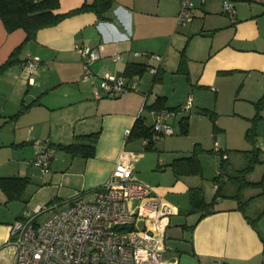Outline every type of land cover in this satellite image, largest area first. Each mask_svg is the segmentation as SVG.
<instances>
[{
  "label": "crops",
  "instance_id": "0c3cea01",
  "mask_svg": "<svg viewBox=\"0 0 264 264\" xmlns=\"http://www.w3.org/2000/svg\"><path fill=\"white\" fill-rule=\"evenodd\" d=\"M84 1L92 0H59V11ZM223 1L197 0L192 20L178 25L180 0H113L103 18L86 10L39 29L18 60L0 72V176L30 178L26 201L8 200L0 188V264H13L10 225L30 212L34 187L36 192L53 189L47 202L62 206L76 192L89 194L99 187L122 151L138 179L177 206L165 233L174 223L181 242L170 244L165 236L161 264H264V236L235 208L234 198L218 197L215 211L198 221L199 212H191L190 187H201L206 201L211 200L203 185L205 151L198 154L201 173L176 176L170 164L190 155L195 144L208 150L219 141L223 148L240 149L247 147V132L264 134V111L255 115V103L264 97V0H229L234 18L224 11ZM24 36L22 29L7 31L0 19V64ZM80 46L101 54L91 63L90 74L83 67ZM142 52L158 53L162 59ZM28 53L41 59L31 74L23 67ZM116 53L118 60L113 59ZM132 61L156 65L157 75L145 70L134 76L137 89L96 96L95 89L102 93L104 77L121 75ZM158 96L165 97L166 107L183 105L191 96V111L166 116L174 133L154 135L153 147H147L144 138L127 139L126 131L138 116L147 126L153 124L157 110L151 105ZM183 116H188L186 134L180 133ZM96 130L100 133L92 157L72 156L55 147ZM46 139L53 147L43 169L34 165L33 157ZM214 169L211 180L218 159ZM211 187L212 198L213 181ZM226 199V204H216ZM187 213H196L193 224L197 222L185 236L187 217L180 214Z\"/></svg>",
  "mask_w": 264,
  "mask_h": 264
},
{
  "label": "built area",
  "instance_id": "2783aa9c",
  "mask_svg": "<svg viewBox=\"0 0 264 264\" xmlns=\"http://www.w3.org/2000/svg\"><path fill=\"white\" fill-rule=\"evenodd\" d=\"M195 0H180L177 24L184 25L193 18ZM224 10L233 14V5L223 1ZM86 73L100 58L97 48L79 47ZM135 54L141 52L136 51ZM148 58L161 61L158 53L142 52ZM120 54L113 57L118 60ZM40 57L28 53L23 67L33 73ZM147 71L157 72L156 65ZM138 88V80L120 75H108L102 81V93L119 95ZM95 89L96 96L102 95ZM191 96L181 105L189 110ZM172 109L155 112L152 128L157 133L173 134L172 125L165 117L175 114ZM129 131H126L128 135ZM220 144L216 142V147ZM51 151L47 139L41 141L33 163L43 169L49 165ZM51 210L43 220L38 215ZM177 206L165 199L154 187L133 172L125 151L118 156L107 178L93 192H76L64 205L38 203L32 213L15 219L9 229V242L14 247L13 264H161L167 248L165 228ZM224 264V263H216Z\"/></svg>",
  "mask_w": 264,
  "mask_h": 264
},
{
  "label": "trees",
  "instance_id": "16d2710c",
  "mask_svg": "<svg viewBox=\"0 0 264 264\" xmlns=\"http://www.w3.org/2000/svg\"><path fill=\"white\" fill-rule=\"evenodd\" d=\"M112 1L113 0H92L91 2L84 1L78 7L65 12H61L59 11V0H0V19L5 29L7 31L22 29L25 32V36L22 42L18 44L11 51L8 58L0 64V72L18 60V54L21 49L24 47L26 42L35 38L36 32L39 29L46 26L55 25L67 16L86 10L94 11L99 17L103 18L104 12L110 7ZM195 5L196 2H194L193 9L195 8ZM230 15L232 18H234V9L233 14ZM183 51L184 50H181L180 63H182L184 58ZM147 65V61L128 62L120 76L130 79L135 75H142L145 72ZM101 96H108V94L102 93ZM164 101L165 97L158 96L151 107L157 111L160 109H172L175 110L176 113L180 111L181 105L175 107H166ZM262 101H264V97H262L258 102ZM186 111H191V109ZM187 131L188 116H183L180 119V133L186 134ZM99 133L100 131L96 130L91 133L77 135L75 140L71 143H56L55 147L71 154L72 156L80 155L83 157H92L95 154V143L98 139ZM154 135L163 134L154 131L152 125L147 126L144 123V119L141 116H138L129 129L127 139L144 138L148 140L147 147H153ZM250 135L251 132H247V138H249ZM47 145L51 151L53 145L51 144L49 139H47ZM260 149V147H257L255 150H250L252 151L251 154L244 153L247 158L239 167H229L227 163L228 149L222 148L221 144H219L217 147L214 146L213 148L208 150L202 149L199 144H195L190 155L173 159L170 164L175 175L179 176L181 174L201 173L200 160L198 158L199 152L205 151L215 155H219L217 174L212 178L213 183L216 184V188L213 192L211 200L206 201L201 187L189 188L191 212H199L197 221L206 214L215 211L213 205L218 197L228 196L236 200L238 205L235 208L241 210L245 218H247V220L251 224H253V226H255L254 220L247 215L245 209L248 205H250L252 201H254V199L258 195H261L262 192L250 196H245L244 191L248 188H252L264 183V178L258 181H252L247 178V175L254 167L255 162L260 161ZM29 182L30 178L26 175L0 176V188L6 194L8 200L21 199L23 201H26L24 192ZM228 185H232L234 189H227ZM24 215L25 214H21L17 218H23ZM257 217H259V215H257ZM196 222L191 225L192 228L196 224Z\"/></svg>",
  "mask_w": 264,
  "mask_h": 264
},
{
  "label": "rangeland",
  "instance_id": "374dc122",
  "mask_svg": "<svg viewBox=\"0 0 264 264\" xmlns=\"http://www.w3.org/2000/svg\"><path fill=\"white\" fill-rule=\"evenodd\" d=\"M195 2H197V0H195ZM259 101V100H258ZM256 102L255 103V115L260 114L259 112L264 111V101L262 102ZM186 102V101H185ZM179 112H187L186 110H181ZM249 121H253L252 117L249 118ZM251 132V131H249ZM239 135V134H238ZM159 137L161 135H158ZM163 136V135H162ZM246 137V136H245ZM260 138H264V134H260L259 132L255 133V132H251V135L249 138H247V147H239L240 149H233V148H229L228 147V153H229V159L227 161L228 165H232L234 164V166H241L242 163L244 162V160L247 158V156L244 155V153H248L251 154L252 149H256L257 147L261 148L259 150V158L260 161L255 162L254 167L252 168V170L248 173L247 178L249 180L252 181H258L262 178H264V144H261V139ZM217 140H219L217 138ZM264 143V142H262ZM216 143H212L211 147L215 146ZM221 147L223 148L224 145L221 144ZM243 148H249V149H243ZM245 150V151H242ZM202 159L204 163V169H205V177H207L204 181H203V185L205 186V188H207L206 190V197L211 199V194H212V190H211V186H212V180L211 177L215 174V161H217V159L219 160V155L218 157H216L215 154H212L210 152H205L202 153ZM45 169V168H44ZM207 185V187H206ZM36 189V187H34ZM35 189H33V193H32V197H31V204L28 207L30 213L33 212L34 210V206L36 205V203H46L48 201V199H50L52 197V191L53 189L51 188H47L46 191L42 190V191H38L36 192ZM55 189V188H54ZM259 192H262L261 195H258L254 201H252L250 203V205H248L245 209L247 215L252 218L254 220V224L255 226L258 228L259 231H261L262 236H264V183H262L261 185H257L255 187L252 188H248L247 190L244 191L245 196H250V195H254L257 194ZM236 201V200H235ZM227 203V199L221 203H216L218 206H222L224 204ZM51 210H48L46 212H44L41 215H38L37 220L41 221L43 220L45 217H47L50 214ZM257 215H259V217H257ZM180 216L182 217H187V221H186V225L185 228L182 230L183 235L188 236L190 229H191V225L193 224L197 214L196 213H187V214H180ZM176 220L175 218L172 219ZM174 222V221H173ZM172 226H168L165 236H166V240L168 242H170V244H179V242H181L180 239V233L175 235L174 233V227L175 224H171ZM172 246V245H171ZM174 246V245H173ZM171 248H177L176 246L171 247ZM179 248V247H178ZM180 250V249H179ZM178 253H182L181 251H178Z\"/></svg>",
  "mask_w": 264,
  "mask_h": 264
}]
</instances>
